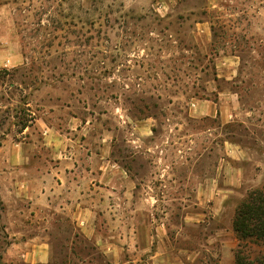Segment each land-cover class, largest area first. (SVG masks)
<instances>
[{"label": "rangeland", "instance_id": "rangeland-1", "mask_svg": "<svg viewBox=\"0 0 264 264\" xmlns=\"http://www.w3.org/2000/svg\"><path fill=\"white\" fill-rule=\"evenodd\" d=\"M157 2L0 0V264H29L13 244L37 235L52 245L47 264H143L134 233L146 213L151 230L167 228L163 264H236V208L264 186L253 181L264 179V0H169L166 13ZM223 92L236 106L229 122L195 111L198 99L217 103ZM55 129L78 138L75 154L88 170L105 154L122 166L114 191L88 176L102 244L32 203L61 160L45 139ZM230 143L251 161L232 160L245 183L213 217L198 188ZM26 180L33 196L21 195ZM190 213L200 215L191 221ZM112 241L115 262L105 251ZM243 250L264 264V246Z\"/></svg>", "mask_w": 264, "mask_h": 264}, {"label": "crops", "instance_id": "crops-1", "mask_svg": "<svg viewBox=\"0 0 264 264\" xmlns=\"http://www.w3.org/2000/svg\"><path fill=\"white\" fill-rule=\"evenodd\" d=\"M157 9L162 13H166L170 9L169 0H158ZM206 33V27L200 26ZM220 95L219 102H198L193 104L195 111L199 113H207V115L215 116L219 115L225 122L230 121V117L234 116L233 110L236 106L233 102V95L230 92H223ZM146 121V120H145ZM73 126H71V129ZM46 140L47 143L52 145L54 149L57 166L52 168L48 173V185L42 184L41 189L38 191V195H34V189L31 182L28 186L27 180L24 181L27 187L23 185L21 195L33 196L32 203L35 208L42 209L45 206L49 207L50 211L62 212L67 218H69L75 225H77L86 237L94 240H98V244L104 243L102 241L103 236L97 232V222L99 220L100 213L97 210L98 200L87 198L88 191V176H94L95 183L93 185L99 187L97 184L110 185L111 190L119 188L118 180L123 178L121 176L122 166L117 161H111L106 154L102 157L103 162L99 168L83 167L81 158L75 154L76 144L80 141L78 138L69 137L64 135L58 130H47ZM66 143L71 146L67 154L62 155V144ZM82 146V145H80ZM251 161L249 153L242 147L230 143L228 146L227 157L223 158V161L216 167L215 175L207 177L200 185L198 190L200 191L199 205H208L212 208L213 217H219L225 210L228 204L229 197L233 189L240 188L245 183L246 170L242 165L233 164V161ZM95 171V174H94ZM256 185L264 183V179L257 174L253 179ZM23 182V181H22ZM96 188V189H97ZM91 191V188H89ZM62 194V197L60 196ZM51 196V197H49ZM118 204V202L116 203ZM199 213H190L187 219L193 221ZM151 215H143V223L138 226L137 232L134 233L138 243H140L143 251L146 255L143 260V264H163L168 257L167 247H169V234L164 223L158 222L155 226V230H151ZM154 227V226H153ZM222 232L211 233L207 239V243L216 241ZM114 237V236H112ZM19 239V237H18ZM100 240V241H99ZM225 244V241H223ZM16 247H22L21 252L24 261L29 264H47L53 259L52 245L48 241L45 235H37L31 237L27 241L26 246H21V243H14ZM110 245V246H109ZM109 248L105 250L107 253L117 261L116 254L119 253L118 245L114 241L108 244ZM175 264V263H171Z\"/></svg>", "mask_w": 264, "mask_h": 264}, {"label": "trees", "instance_id": "trees-1", "mask_svg": "<svg viewBox=\"0 0 264 264\" xmlns=\"http://www.w3.org/2000/svg\"><path fill=\"white\" fill-rule=\"evenodd\" d=\"M233 229L239 240L236 264H253L243 256L249 244L264 246V186L250 190L235 211Z\"/></svg>", "mask_w": 264, "mask_h": 264}]
</instances>
